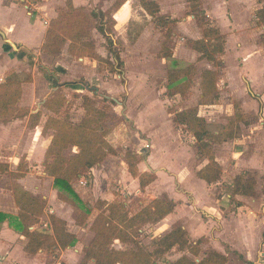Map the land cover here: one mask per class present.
I'll return each instance as SVG.
<instances>
[{"label":"rangeland","instance_id":"1","mask_svg":"<svg viewBox=\"0 0 264 264\" xmlns=\"http://www.w3.org/2000/svg\"><path fill=\"white\" fill-rule=\"evenodd\" d=\"M162 1L163 10L169 12L165 17H176L173 22L162 26L152 18L143 20L134 11L127 32L121 31L117 36L107 21L111 12L118 9L116 0H89L90 6L82 8L87 16L86 39L92 44L94 57L69 53L68 40L57 53L43 51V42L30 48L20 45L27 50L0 48V85L11 74L19 76L20 99L16 108L24 111L21 118L0 123V188L4 189L9 202L15 184L40 199L42 194L49 197L53 177L51 170L44 169V164L52 130L42 133V126L47 116L78 123L85 113L82 97L86 95L92 106L107 114L104 122L106 140L115 150L94 167L103 172L101 184L104 190L113 193V201L125 203L130 214L155 198H167L168 194H182L183 202L192 207V212L201 214L197 209L201 207H194L197 206L195 198H198L196 188L204 198L210 195L208 205L219 199L226 207L235 206L236 197L228 198L227 195L232 194L235 176L243 172L255 180L252 197L260 199V206H264V24L256 18V11L264 2L249 0L246 11L238 9L237 12L243 14H237L236 18L243 22L241 25L246 24L244 29L241 26L232 30L233 22L228 15L227 18L223 16V28L209 17L210 25L225 31L220 32L226 42L223 54L217 56L215 62H210L198 59L199 53L193 49L192 43L203 36L200 14V9L206 12L203 2H207L206 8L216 10L217 6L210 0ZM135 5H139L136 0ZM233 5L234 2L228 3L225 9ZM102 7H106L108 17L101 21L105 22V36L95 28L100 22L97 15ZM64 8H59L57 14ZM233 32L239 37L233 38ZM0 38L2 45L1 35ZM186 68L187 71L177 74V81L173 83V86L179 85L180 92L167 91L168 74ZM204 70L216 73L211 90L203 89ZM55 94L62 96L64 102L52 112L45 102L48 101L50 108L54 109ZM235 104L243 115L241 121L233 119ZM186 110H194L206 124L205 138L210 147L203 150L201 159L196 158L195 138L175 120L177 112ZM36 113L40 114L38 121ZM207 149L213 150L214 160L223 169L218 182L203 185L204 189H201L195 183V173L206 164ZM74 151V147L66 144L56 159ZM127 153L134 155L138 172H153L155 175L159 172V177L156 175L154 181L141 189L138 178L128 172ZM18 163L22 165L21 170L17 169ZM23 170H26L24 175L16 177ZM91 174L90 169L71 181L73 189L79 190L82 203L71 199V205L63 212L67 230L75 235V245L57 250L56 254L39 251L33 256L27 255V264L81 263L94 236L90 226L99 213L96 209L98 199L91 197L89 192ZM46 205L40 221L33 225L34 230L48 228L47 215L51 212V205L47 201ZM85 205L90 207L88 212ZM166 231L162 222L145 224L130 241L121 243L115 239L112 246L128 250L138 243L152 251L156 239ZM187 237L191 240L189 234ZM198 242V258H203L211 250L205 244L200 246L207 242L206 238H199ZM226 251L227 264H246L236 254ZM182 254L191 256L187 251L173 249L165 258L171 260ZM154 262L165 264L160 259ZM85 264H93V260H86Z\"/></svg>","mask_w":264,"mask_h":264},{"label":"trees","instance_id":"2","mask_svg":"<svg viewBox=\"0 0 264 264\" xmlns=\"http://www.w3.org/2000/svg\"><path fill=\"white\" fill-rule=\"evenodd\" d=\"M125 1L116 0L115 7H120ZM261 1L264 2V0ZM139 3L144 11L162 26L173 22V19L159 14V5L156 0H139ZM194 7L198 11L197 6ZM83 10L84 8L81 6H74L71 0H65V8L48 22L42 50L57 53L60 46L68 40L67 51L69 53L83 57H94L92 44L86 39L87 16ZM200 14L203 18V36L201 39L194 40L192 47L199 53L198 59L215 62L217 56L224 52L225 38L216 27L210 25L203 12ZM97 16L100 22H97L95 28L105 36L107 33L104 28L105 22L102 23L101 21L108 17L103 11H99ZM256 18L264 24V5L256 11ZM107 21L111 24L112 29L114 20L109 17ZM115 58L118 59L119 57L116 55ZM187 70L186 68L171 71L168 74L169 88L167 91L180 92L178 90L179 85L173 86V83L177 81L178 73ZM215 77L214 71L204 70L202 72L203 89L211 90L214 88ZM19 82V76L11 74L3 85H0V123H7L24 116V111L16 108L20 99ZM184 86L186 87L188 84ZM53 100L56 104L54 109H52L53 107L50 108L48 101L45 102V106L52 112H56V109L63 105L64 99L55 94ZM82 106L85 113L78 123L74 124L53 116H47L42 126V133L52 130L50 141L45 150L44 169L46 171L51 170L52 185L57 189L58 198L70 205L71 199L76 203H82L78 193L73 189L71 181L81 177L86 171L101 163L108 153L114 154L115 151L106 140L107 127L104 122L108 117L107 114L92 106L91 99L86 95L82 97ZM39 117L40 114L36 113L37 121ZM233 119L236 121L243 120L238 104H235ZM175 120L191 132L196 140V158L201 159L204 156L203 150L210 147L205 138L206 124L204 119L197 116L194 110H186L177 112ZM66 144L74 147L75 151L69 156L56 159L59 151ZM126 157L128 172L132 177L138 178L141 189L155 180L156 175L153 172L140 173L137 171L133 154L127 153ZM209 157L216 163L212 153H209ZM17 169H22L21 163H18ZM25 171L23 170L16 177H22ZM246 175L248 174L243 172L235 176L230 197L235 195L253 196L255 194V180ZM196 176L205 183L212 184L220 180L221 170L207 163L196 172ZM12 191L19 213L16 217H12L0 212V222L8 219L9 225L26 238L24 251L28 255H35L39 249H45L49 254H54L56 250H63L75 245V235L67 230L66 221L54 214H48V228L29 231L30 226L40 221L47 206L46 201L33 196L30 191L17 184L14 185ZM174 207L175 203L167 198H155L136 213L130 214L122 202H107L98 199L96 209L99 210V213L90 226L94 236L86 247L80 264H85L86 260H93V264H157L154 262L155 259H160L165 264H227V257L214 250L209 251L203 258H198L199 242L192 243L189 241L185 230L178 225L158 237L152 251L146 250L138 243H135L134 248L128 250L116 249L112 246L115 239L121 243L130 241L132 237L138 235L142 226L158 222L171 213ZM84 209L88 212L90 207L85 205ZM173 249L180 252L187 251L193 258L182 254L173 260L166 259L165 255Z\"/></svg>","mask_w":264,"mask_h":264},{"label":"crops","instance_id":"3","mask_svg":"<svg viewBox=\"0 0 264 264\" xmlns=\"http://www.w3.org/2000/svg\"><path fill=\"white\" fill-rule=\"evenodd\" d=\"M156 1L159 5V14L167 16L169 12H167L165 8L163 10V1ZM71 2L76 7L90 6L89 0H71ZM136 2H138L139 5H135V0H126L115 12H111L110 17L114 20L113 28L117 36L121 31L127 32L129 21L133 20L134 11L138 12L143 20L145 18L151 19L140 5L139 0H136ZM210 2H213L217 6L216 10L210 9L211 7L206 8L205 4L207 2L205 1L203 5L206 12L203 9H200V12L204 11L205 13H203L208 19L211 18V20H215L218 27L223 28L222 24H225L223 16L227 18L226 15H228V19H231L233 22L231 24L232 30L235 28L238 29L241 26L243 29L246 27V24L241 25L243 22L236 18V15L240 13L241 15L243 14V12L238 13V9L246 11V3H248L249 0H210ZM231 2H234V5L225 9V6ZM64 6L65 0H0V35L3 38V44H0V48L12 47L10 44L6 43V39L15 45L16 48L12 47L14 50H27V48L20 45H26L29 48L36 44L40 46L44 39L47 23L52 18H55L58 9ZM101 10L105 12L106 7H102ZM210 10L215 15L212 14ZM171 18L175 19L176 17ZM218 27L216 28L218 29ZM221 30H219V32ZM222 32L225 33L223 30ZM236 33H238V31ZM231 35L233 38L239 37L235 35V32ZM231 35L228 34V38H230ZM212 152V149L206 150V164L209 163L213 167L222 170L223 167L221 165L216 164L208 157L209 153ZM151 169H155L154 166H151ZM91 173L89 180L91 182V188L89 190L91 193L90 195H92L91 197L107 202L113 201L115 197L113 193L106 191V189L104 190V186L101 184L103 172L97 167H93L91 168ZM156 175L159 177V172ZM195 177V183L200 185L201 189H204L203 185L207 183L199 179L196 173ZM51 187L49 197L47 198V195L42 194L41 198L51 205L50 214H54L65 220L63 212L65 209L69 208L70 204L59 199L57 196V189H55L53 185ZM196 189L194 190L198 198H195V205L197 206L194 207H201L197 208L200 209L198 211H200L201 214L192 212V207L183 202L182 194H178V196L168 194L167 199L173 201L175 207L171 213L158 221L162 222L167 227L166 232L171 230L175 226L174 224H179L178 226H181L187 235L189 234L191 237L189 241L192 243H196L199 238L204 237L207 239V242L201 243L200 246L205 244V246L207 245L210 247V250L224 254L226 257H228V252L226 251V249H228L231 254H236L246 264H264V206H260V199L252 196L235 195L233 196L236 197L237 203L235 206L230 205V207H226L223 205L224 202H220L219 199L213 200L214 203L208 205L207 202L209 203L210 195L207 193V198H204ZM3 190L4 189L0 188V212L16 217L19 210L13 196V191H11L13 198L11 202H9L8 197H6V195L4 196ZM76 192L78 193L79 190ZM227 197L230 198V195H227ZM4 198H6L7 201ZM199 203L201 205H199ZM205 205L208 207L210 206V208H205ZM222 206L225 207V209H223ZM202 214L204 217H202ZM46 227H48V223ZM28 229L29 231H34L35 227L32 225ZM25 243L26 238L9 225L8 219L0 222V264H27L29 259L27 257L28 254L24 251ZM39 251L48 254L45 249H39L38 252ZM76 251H78L77 248ZM56 252L57 250L55 254ZM177 257L179 256L173 259Z\"/></svg>","mask_w":264,"mask_h":264},{"label":"water","instance_id":"4","mask_svg":"<svg viewBox=\"0 0 264 264\" xmlns=\"http://www.w3.org/2000/svg\"><path fill=\"white\" fill-rule=\"evenodd\" d=\"M5 41H6V43L10 44L13 48H16L15 45L11 41H9L7 39Z\"/></svg>","mask_w":264,"mask_h":264}]
</instances>
